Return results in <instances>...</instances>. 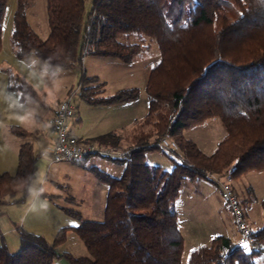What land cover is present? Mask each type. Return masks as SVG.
<instances>
[{
  "label": "trees",
  "instance_id": "trees-1",
  "mask_svg": "<svg viewBox=\"0 0 264 264\" xmlns=\"http://www.w3.org/2000/svg\"><path fill=\"white\" fill-rule=\"evenodd\" d=\"M9 1L0 0V52ZM46 5L50 33L42 38L28 22L29 0H16L11 38L17 57L34 52L62 69L82 66L85 55L130 63L148 47L144 36L134 43L119 36L139 33L155 39L161 58L149 73L145 118L125 136L110 132L89 141L124 152L114 158L124 164L119 176L96 171L108 185L103 220L62 227L52 242L20 228V250L0 244V264H55L58 257L70 264H182L185 240L176 209L181 188L211 174L264 171V0H92L87 13L86 0H46ZM104 85L83 74L82 100L111 105L139 95L137 88L104 95ZM8 89L19 92L22 101L42 100L18 73L9 74ZM214 117L226 134L207 154L185 132ZM10 130L29 134L18 125ZM163 137L178 144L173 150L179 159L173 158L171 169L146 160L147 151L164 148ZM36 169L32 144L25 141L17 171L0 173V203L24 200ZM253 229L251 246L215 235L190 253L188 264H257V257L264 259V224ZM71 230L89 255L58 251Z\"/></svg>",
  "mask_w": 264,
  "mask_h": 264
},
{
  "label": "rangeland",
  "instance_id": "rangeland-1",
  "mask_svg": "<svg viewBox=\"0 0 264 264\" xmlns=\"http://www.w3.org/2000/svg\"><path fill=\"white\" fill-rule=\"evenodd\" d=\"M91 2L92 0H86V13L91 7ZM15 9L16 0H10L3 23L0 73L5 69L8 75L11 73L26 74L25 78L33 84L42 100L29 99L21 102L15 97L19 93L14 92L9 105L4 104L5 107L0 109L1 119L18 120L21 122L19 125L29 131L27 136L20 137L10 130L9 127L12 124L5 125L3 128V143L5 142L7 146L8 141L9 147L15 149L14 161L18 147L24 141L31 142L33 153L37 158V169L27 197L20 201L0 203V228L4 232L8 227H14V230L4 233L3 240V242L10 243V246L8 243L7 245L11 252H17L21 248L20 244L17 246L13 244L12 237L17 234L20 239L18 230L26 227L21 221L24 217L32 222L33 220L38 221L40 225L45 224L46 227L42 232L47 234L43 233L49 242L54 240L57 231L62 227L79 226L85 220H103L108 185L98 179L96 171L120 175V172L115 170V166L123 165V162L115 160V157H104L97 154L87 156L83 165L75 161H53L50 151L47 149L43 151L45 139L51 137L43 129V123L40 122L41 118L46 117L47 105L72 95L71 100L76 116L80 117V122H77L78 119L75 121L77 122L76 128H80L85 135H88L87 137L92 139L110 132L125 136L136 122L143 120L148 113L147 81L151 69L158 64L161 58L155 39L139 33H130L121 34L119 39L134 43L141 42L144 36L148 46L130 63H125L115 57L85 55L82 66L73 70L62 69L41 60L34 52H29L23 59H18L21 61L6 60L12 49L11 36ZM27 19L40 37H48L50 26L46 0H29ZM83 74L89 77L97 76L100 82H104V95H112L120 90L131 88H137L139 95L136 99L120 105L89 104L80 96L79 83ZM211 119L185 132L186 137L198 141L202 151L207 154L215 151L217 144L226 134L220 119L218 117ZM94 143L101 145L98 142ZM164 149L168 152L165 153ZM3 150L4 147L0 145V163L8 162V165L4 167L10 169L9 157L3 153ZM173 158L179 159V156L170 148L146 152V160L149 163L161 165L165 169L173 167ZM94 160L96 163H93ZM16 162L18 164V161ZM100 162H106V164L100 167L98 166ZM17 164L13 163V167L16 166V168L10 173L16 172ZM225 183L230 184L234 189L248 214L245 220L255 228L264 224L262 206L264 171L252 170L239 177L229 174H211L208 179L189 180L181 188L180 196L176 201L178 222L185 240L182 264H188L190 253L194 249L209 245L213 235L235 236L239 234L229 202L223 195L222 185ZM38 192L41 193V198L51 202L55 209L42 201L34 202L33 205ZM70 211H74V214ZM0 243H2L1 239ZM58 251L60 253L70 252L77 256L89 255L85 243L73 230L69 232L67 241L58 248ZM256 261L257 264H264L262 258L257 257ZM55 264L70 263L65 257H58L55 259Z\"/></svg>",
  "mask_w": 264,
  "mask_h": 264
},
{
  "label": "built area",
  "instance_id": "built-area-1",
  "mask_svg": "<svg viewBox=\"0 0 264 264\" xmlns=\"http://www.w3.org/2000/svg\"><path fill=\"white\" fill-rule=\"evenodd\" d=\"M70 95L61 101L53 111L51 117L43 124V128L52 132L56 141L51 149L52 159L55 162L83 160L91 154H97L104 157H121L124 152L116 147L96 145L92 142H86L81 138L70 134L69 120L75 114V107L72 104ZM160 146L170 149H178V144L169 137H163L160 140ZM224 197L228 200L237 225L239 236L237 241L241 244L251 246L254 229L249 226L245 220L244 209L237 198L234 189L230 184L222 185Z\"/></svg>",
  "mask_w": 264,
  "mask_h": 264
},
{
  "label": "crops",
  "instance_id": "crops-1",
  "mask_svg": "<svg viewBox=\"0 0 264 264\" xmlns=\"http://www.w3.org/2000/svg\"><path fill=\"white\" fill-rule=\"evenodd\" d=\"M2 46H3V40H2ZM1 51H2V49H1ZM1 53V52H0ZM27 55V54H26ZM25 55V56H26ZM24 56V57H25ZM18 59H23V57L22 58H19V57H17L16 56V54H15V52H14V50H13V47H12V49H11V52L7 55V57H6V60H10V61H12V62H17V61H21V60H18ZM3 60H5V58L3 59ZM74 69V68H73ZM73 69H71V70H73ZM18 74H20V73H18ZM20 75H23L24 77H27L26 76V74H24V73H22V74H20ZM8 77H9V75H8V73H6V71H5V69L0 73V109H3L5 106H3L4 104L6 105H9V101H10V99L12 98V93H14V92H17V91H14V90H10V89H8ZM31 83V82H30ZM17 93H19V92H17ZM19 101H21L22 102V100L20 99V94L18 95V96H15ZM61 101H63V99L61 100V99H58L57 101H56V103H51V104H48L47 105V112H46V117H44V119H40V122H42L43 124L45 123V122H47V120L51 117V115L53 114V111H54V109L56 108V106L61 102ZM126 103V102H125ZM120 104H122V103H118V104H111L110 106H112V105H120ZM2 115L4 116V112L2 113ZM75 116L74 117H76V118H71L70 120H69V132H70V134H73V135H75V136H77V137H79V138H81L82 140H84V141H86V142H89V141H93V139H95V138H97L98 136H95L94 138H89V137H87L88 135H85V133L80 129V128H76V123L77 122H80V120H79V115H77L76 116V113L74 114ZM9 118V117H8ZM78 119V121L75 123V121ZM213 119V118H212ZM211 119V120H212ZM44 120H46V121H44ZM21 122L20 121H18V120H13V119H7V118H4V119H1L0 118V145H1V147L3 148L4 147V150H3V153H5L8 157H9V163H10V169H6L5 167H4V165H8L7 163H6V161H2V162H4L3 164H1L0 163V173H2V172H5V171H7V172H14V168H16V166L15 167H13V163H16L17 164V162L16 161H18V151H19V147H20V145L23 143H21L20 145H19V147H18V151H17V156H16V159H15V161H14V154H13V152L15 151V149L14 148H11V147H9L10 145V143L7 141V143H6V145L7 146H5V142L3 143V128L5 127V125H18V126H21V127H23L22 125H19ZM43 124H42V127H43ZM11 125V126H12ZM10 126V127H11ZM9 127V128H10ZM44 129V128H43ZM45 130V129H44ZM45 131H47V130H45ZM29 132V131H28ZM49 134H50V136L51 137H47L46 139H45V141H44V143H43V145H44V147H43V151L44 150H49L50 152L49 153H51V149H52V147L54 146V144H55V141H56V137H55V135L52 133V132H50V131H47ZM114 133V132H113ZM116 133V132H115ZM100 136V135H99ZM124 136V135H123ZM194 140V139H193ZM25 142V141H24ZM121 145H123V146H126L127 145V143H126V141L124 140V139H122L121 141ZM125 143V144H124ZM196 143L199 145V142L198 141H196ZM199 147H200V145H199ZM15 153V152H14ZM37 159V158H36ZM85 160H86V158L83 160V162H77V163H79V164H81V165H83L84 163H85ZM7 161H8V159H7ZM93 163H96V160H94L93 161ZM106 164V162H100L99 164H98V166H104ZM17 166H18V164H17ZM99 168V167H98ZM123 169H124V164L123 165H121V166H115V170L117 171V172H120V174L122 173V171H123ZM16 171H17V169H16ZM103 172V171H102ZM12 174H14V173H12ZM108 174H110V173H108ZM111 175V174H110ZM113 176H119V175H113ZM40 201H42L44 204H47V205H49V206H52L53 207V205H52V203L51 202H47L46 200H44L43 198H41V193L40 192H38L37 194H36V197H35V199H34V201H33V205H34V202L36 203V202H40ZM54 208V207H53ZM55 209V208H54ZM243 209H244V207H243ZM244 212H245V218H246V216L248 215L247 213H246V211H245V209H244ZM21 219V218H20ZM21 221L26 225V230H28V231H30V232H34V233H38V234H42V235H44L45 233L44 232H42V230L46 227V225L45 224H43V225H40V222H38V221H35V220H33V222L32 221H29V219L27 220V217H24V218H22L21 219ZM36 223H38V224H36ZM247 223L249 224V222L247 221ZM250 225V224H249ZM251 226V225H250ZM65 227H67V226H65ZM252 227V226H251ZM24 228V229H25ZM252 228H255V227H252ZM10 230H14V227H8V229H6L4 232L2 231V229L0 228V239H1V241H2V243H3V240H4V233H6V232H8V231H10ZM18 232H19V236H20V231L18 230ZM58 232V231H57ZM11 233H13V232H11ZM44 233V234H43ZM57 234V233H56ZM45 235H47V234H45ZM217 235V234H216ZM215 235H213L212 236V238L214 237ZM226 236H228V235H226ZM238 236H239V234L237 233V235H235V236H228V237H230V238H232L233 240H237L238 239ZM212 238L210 239V242H211V240H212ZM12 239H13V244L14 245H16L17 246V244H20L21 245V243L19 242L20 241V239H18V235L17 234H14L13 235V237H12ZM11 242H12V240H11ZM2 243H0V244H2ZM8 243V242H7ZM8 245L10 246V243H8Z\"/></svg>",
  "mask_w": 264,
  "mask_h": 264
},
{
  "label": "snow or ice",
  "instance_id": "snow-or-ice-1",
  "mask_svg": "<svg viewBox=\"0 0 264 264\" xmlns=\"http://www.w3.org/2000/svg\"><path fill=\"white\" fill-rule=\"evenodd\" d=\"M246 247V246H245Z\"/></svg>",
  "mask_w": 264,
  "mask_h": 264
}]
</instances>
